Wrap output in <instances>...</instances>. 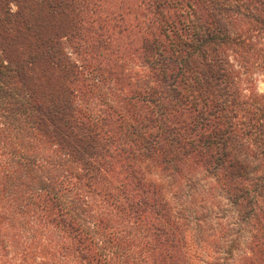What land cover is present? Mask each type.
<instances>
[{
	"label": "trees",
	"instance_id": "trees-1",
	"mask_svg": "<svg viewBox=\"0 0 264 264\" xmlns=\"http://www.w3.org/2000/svg\"><path fill=\"white\" fill-rule=\"evenodd\" d=\"M103 1L0 0V264H264V0Z\"/></svg>",
	"mask_w": 264,
	"mask_h": 264
},
{
	"label": "rangeland",
	"instance_id": "rangeland-1",
	"mask_svg": "<svg viewBox=\"0 0 264 264\" xmlns=\"http://www.w3.org/2000/svg\"><path fill=\"white\" fill-rule=\"evenodd\" d=\"M141 0H104L103 4L106 8H110L109 11L115 12L118 5H124L123 7H126L127 9L123 11L124 18L129 24H131V34L133 36H136V34H139L140 32V24L142 20L145 19L146 14L143 10V7L140 5ZM137 37H135L136 39ZM110 59H113L111 56ZM135 61H128L125 64L129 65V69L136 70L137 67ZM246 78L249 79L250 82L253 83V86L255 87L256 91L258 93H264V71L257 69L256 67H248L246 71ZM200 181L196 182L197 186L200 188L199 191L202 194H206L207 192H210L211 187V179L203 180L201 175L197 176ZM211 192L214 195V204L211 203L210 206H208V209L203 211V206H201L203 203H201V199L199 198L201 195H198L197 198L194 201V204L190 206V209H185V213L187 214L191 212L197 213V219L200 220V224L208 223V225L211 228H214L216 226V223H221L224 227L227 226V230L224 235L218 239L219 244H222V246H226L225 242L222 239L230 240L235 239L238 244L239 248L241 250L246 251L245 244L248 242V233L246 232L247 228L240 222H238L236 214L231 207L229 201L226 199V195L222 193L219 190H211ZM167 196H171L169 193V189L166 190ZM176 195H181L180 192H176V194L172 197L173 203L176 208L178 207L179 202H175ZM204 196V195H203ZM194 200V198H193ZM183 210V208H182ZM216 245V244H215ZM214 245V246H215ZM223 250L226 248H222ZM240 250V251H241ZM237 255H239L240 252H235ZM234 255V252H233ZM234 258V257H233Z\"/></svg>",
	"mask_w": 264,
	"mask_h": 264
}]
</instances>
